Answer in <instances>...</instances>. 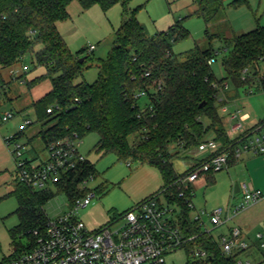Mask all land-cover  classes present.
<instances>
[{
	"label": "trees",
	"instance_id": "obj_1",
	"mask_svg": "<svg viewBox=\"0 0 264 264\" xmlns=\"http://www.w3.org/2000/svg\"><path fill=\"white\" fill-rule=\"evenodd\" d=\"M77 1L85 10L99 6L107 12L118 2L127 0H0V72L21 66L27 55H34L45 73L32 80L21 74L17 80L31 89L49 79L51 90L32 103L35 121L47 129L38 136L45 145L57 140L78 138L96 133L99 141L96 152L113 154L120 162L148 165L162 177L159 193L168 204L181 207L180 220L196 238L183 248L189 254L194 248L208 252L210 264H237L244 251L225 255L212 235L203 233L192 222L191 210L185 198L179 197L175 182L188 172L178 173L173 157L192 153L212 134L213 139L230 144L219 113V87L227 79L217 80L208 61L215 58L213 49L196 51L180 60L172 44L189 36L181 21L167 32L147 36L133 10L116 31V40L107 59L98 65L97 80L88 84L83 73L88 68L86 49L76 54L67 46L58 23L69 19V6ZM209 24L225 8L226 2L240 7L246 0H195ZM222 65L227 78L240 87L252 82L257 73L244 76L243 70L256 69L264 56V26L236 35L228 40ZM263 90H264V80ZM146 92L143 107L135 95ZM52 108V112L47 110ZM23 133H18L21 138ZM174 149V152L172 151ZM187 158V157H186ZM232 156L229 163H233ZM87 172L95 174L94 165L87 161ZM86 172V173H87ZM85 173V174H86ZM215 172L206 173L211 182ZM75 185L65 194L73 202ZM12 194L18 201L15 214L19 223L10 231L12 237L23 234L30 243L18 255L31 250L35 244L34 230L44 231L47 224L46 203L53 192H35L17 183ZM150 196V197H152ZM263 255L264 252L262 251Z\"/></svg>",
	"mask_w": 264,
	"mask_h": 264
},
{
	"label": "rangeland",
	"instance_id": "obj_2",
	"mask_svg": "<svg viewBox=\"0 0 264 264\" xmlns=\"http://www.w3.org/2000/svg\"><path fill=\"white\" fill-rule=\"evenodd\" d=\"M246 1L247 3L240 7H234L229 4L230 1H227L225 8L209 24L205 23L195 0H127L125 5L118 2L107 12L97 5L85 10L75 1L69 6V19L58 23V29L73 53L86 49L82 58L88 57L85 59L88 68L83 73V79L88 84H92L98 77V65L107 59L116 40V31L123 18L130 12L137 10L136 18L144 27L147 36L167 32L176 22L181 21L189 36L173 42V51L178 58L184 60L196 51L213 49L216 53V61L211 64L214 77L217 80L227 79V91L239 94L237 102L239 101L243 111L264 116L262 82L264 61L260 62L256 69L249 70L248 75L257 73L252 82L240 87L227 78L222 65L228 48L230 50L232 46L228 40L249 32L258 25L264 26V0ZM92 45L95 46V50L90 52L89 47ZM23 64L18 70L25 73L27 80H32L46 72L43 67L37 65L34 55H27ZM15 69L0 72V117L9 112L14 115L8 122L0 121V262L18 255L30 243L28 236L17 234L12 237L10 234L19 223L15 214L18 201L12 194L18 181L14 158L5 143V138L17 135L21 124L25 120H31L33 124L26 128L25 135L18 141L33 150L30 155L36 154L38 160H44L46 145L38 134L49 127L36 123L31 105L51 90L50 80H44L29 89L25 82H19L12 75ZM145 102L146 98L143 97L139 100V105L143 107ZM98 141L99 136L90 133L80 141L79 145L80 153L85 155L95 168V179L88 184V187L96 192V197L89 207L78 214L79 219L84 221L89 230L99 229L115 221L138 203L159 193L163 184L160 172L153 167L120 162L113 154L102 155L96 152ZM172 151L174 152V149ZM248 156V154L244 155L236 165L229 168L230 175L227 169L215 173L214 184H208L205 178H200L193 184V203L197 210L212 211L222 208L224 210L222 216L225 217L227 203L224 200H229L231 190L242 182L251 184L264 194V170L249 168L248 161L245 160ZM186 157L183 153L173 157L172 162L178 172L183 173L187 170L189 159ZM59 191L52 189L54 196L44 207L49 219H56L69 211L67 196ZM158 198L162 203L166 201L161 194ZM241 198L238 196L232 199V202L236 201L232 204L238 205ZM243 216H247L246 222L249 224L247 238L253 244L238 259L250 260L251 264H264V255L256 248L255 243L256 233L264 231V199L241 213L239 218ZM190 217H193V212L190 213ZM232 223L229 221L224 226H232ZM222 227L212 231L217 243H220ZM167 261L174 264H210L206 262V258L192 257L184 248L168 254Z\"/></svg>",
	"mask_w": 264,
	"mask_h": 264
},
{
	"label": "built area",
	"instance_id": "obj_3",
	"mask_svg": "<svg viewBox=\"0 0 264 264\" xmlns=\"http://www.w3.org/2000/svg\"><path fill=\"white\" fill-rule=\"evenodd\" d=\"M94 50L95 46L89 47L90 52ZM215 61V58H211L208 63L211 65ZM263 61L264 56L260 58V62ZM21 73L20 69L12 71L15 77ZM247 73L248 69H244L243 74ZM227 90V82L220 85L221 103L226 100ZM145 96L146 92L142 91L135 98ZM52 110L49 108L47 112L51 113ZM13 117L9 112L1 116L0 121L5 123ZM32 124L31 120H25L19 133H24ZM229 140L228 145L213 138L202 142L199 150L207 151L208 157L181 174L175 182L179 197L185 198L186 206L193 212L192 222L209 235H212L214 229L224 226L228 217L222 216V208L197 210L193 203V184L208 172L217 173L227 169L232 156L238 159L246 153L264 154V120L254 128L235 131ZM5 143L14 158L18 183L35 192L62 189L59 192L64 194L72 184L76 192L84 195L75 196L71 202L70 196L66 194L69 211L56 219L47 217L44 231L37 229L32 233L35 244L31 250L5 259L0 264H174L167 261V255L196 238L190 235L189 227L180 220L181 207L166 201L162 203L158 196L143 200L99 229L89 230L78 214L89 207L96 197V192L88 187L95 179V174L86 171L88 159L79 151L80 140L75 136L74 139L49 143L46 145L44 160L26 156L27 147L18 141L17 135L5 138ZM239 189L242 200L238 205L230 207L232 215H238L264 199L263 192L249 183H240ZM219 239L221 251L227 256L239 251L247 252L253 244L239 227L230 228L220 234ZM255 243L256 248L264 252V231L256 233ZM189 254L199 259L208 257V252L200 248H194ZM237 264H251V261L238 259Z\"/></svg>",
	"mask_w": 264,
	"mask_h": 264
},
{
	"label": "crops",
	"instance_id": "obj_4",
	"mask_svg": "<svg viewBox=\"0 0 264 264\" xmlns=\"http://www.w3.org/2000/svg\"><path fill=\"white\" fill-rule=\"evenodd\" d=\"M245 33H247V32H245ZM242 34H244V33H242ZM239 35H241V34H239ZM23 63L19 67H22L24 65ZM19 67H17L16 69H18ZM21 74H23V73H21ZM24 80L25 79L22 78L21 80H19V82H24ZM225 96H226V100L221 103V105L223 106V109H221V107H220L219 113H220V115L222 117L223 126H224V128L226 130L228 138H232L234 136V132L235 131L240 132L241 130H247V129L254 128L261 121L264 120V118H263L264 116H260L257 113H250V112L243 111V107L240 106L239 101L237 102V100L239 98V94L237 92L231 93V92L226 91ZM24 135H25V133L22 134V137ZM212 138H213V135L210 134L206 138V140L207 139H212ZM32 151L33 150L31 148H27V154H29V157H31L32 159H38L36 154L35 155H30L32 153ZM247 154L248 153L243 154L238 159L234 158L233 163H228L227 170H228L229 175H230L229 168L234 166V165H236L241 160V158L244 155H247ZM183 155L187 156V159H189V161L187 162L188 163V165H187L188 168L187 169H189L190 167H192L196 163L206 159L208 157V152L207 151H200L199 149H197V150L193 151L192 153H186L185 152V153H183ZM248 155L249 156L246 157L245 160L248 161L247 162V166L249 168H251V169L252 168L253 169L261 168V169L264 170V154H262V155H254L255 157L254 156H250L252 154H248ZM174 168H175V166H174ZM178 173H182V172H178ZM201 178H205V180H206V182L208 184H214L216 182L215 175H214L213 180H211V182L207 179L206 175L201 176ZM162 182H163V180H162ZM162 186H163V184H162ZM161 188H160V190H161ZM160 190H159V192H160ZM193 191H194V188H193ZM238 196L241 197L239 186H237V187H235V188H233L231 190L229 200H226V201L224 200V202L227 203V210L225 212V216L228 217V221L227 222L231 221L233 223H232V226L231 225L230 226L228 225L226 227L223 226L222 230L220 229V234L226 233L232 227H239V228H241L243 230V232L248 237L249 236V229H248L249 224L246 222L247 216H245V217L243 216L242 218H239L241 213L238 214V215H232L231 214V208L230 207L234 206L232 203L236 202V201L232 202V199H236V197H238ZM251 207H249V208H251ZM249 208H247L246 210H248Z\"/></svg>",
	"mask_w": 264,
	"mask_h": 264
},
{
	"label": "water",
	"instance_id": "obj_5",
	"mask_svg": "<svg viewBox=\"0 0 264 264\" xmlns=\"http://www.w3.org/2000/svg\"><path fill=\"white\" fill-rule=\"evenodd\" d=\"M81 62H83L84 61V58H81V60H80Z\"/></svg>",
	"mask_w": 264,
	"mask_h": 264
}]
</instances>
